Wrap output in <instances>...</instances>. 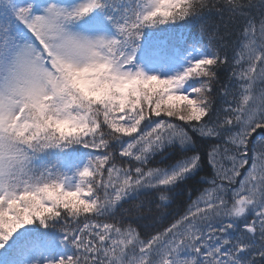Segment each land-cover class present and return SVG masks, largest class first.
<instances>
[{
	"label": "snow or ice",
	"instance_id": "1",
	"mask_svg": "<svg viewBox=\"0 0 264 264\" xmlns=\"http://www.w3.org/2000/svg\"><path fill=\"white\" fill-rule=\"evenodd\" d=\"M0 264H264V0H0Z\"/></svg>",
	"mask_w": 264,
	"mask_h": 264
},
{
	"label": "trees",
	"instance_id": "2",
	"mask_svg": "<svg viewBox=\"0 0 264 264\" xmlns=\"http://www.w3.org/2000/svg\"><path fill=\"white\" fill-rule=\"evenodd\" d=\"M166 223H167V221L165 220V221L161 222L159 226L162 227V226H164Z\"/></svg>",
	"mask_w": 264,
	"mask_h": 264
}]
</instances>
